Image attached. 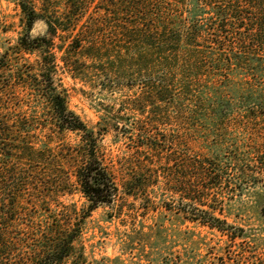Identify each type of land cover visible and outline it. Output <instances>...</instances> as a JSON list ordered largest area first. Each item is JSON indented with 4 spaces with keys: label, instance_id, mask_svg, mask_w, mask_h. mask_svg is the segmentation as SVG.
I'll return each mask as SVG.
<instances>
[{
    "label": "trees",
    "instance_id": "trees-1",
    "mask_svg": "<svg viewBox=\"0 0 264 264\" xmlns=\"http://www.w3.org/2000/svg\"><path fill=\"white\" fill-rule=\"evenodd\" d=\"M109 3L119 17V40L92 55L109 61L115 76L128 82V110L141 124L134 149L117 163L106 162L100 143L111 129L119 134L118 126L111 128L114 117L103 115L90 127L50 79L51 110L0 109V264H87L86 221L101 206L114 208L116 218L143 220L162 210L172 224L200 226L224 242L218 253L182 260L160 253L149 264H264V206L232 207L238 194L225 196L228 166L218 159L230 129L252 135L264 119V84H256L264 83V0ZM39 19L27 14L19 42L25 51L42 41L31 33ZM8 56L0 55V73ZM237 75L245 77L243 90L226 96ZM185 126L219 144L203 157L178 158L165 147L166 128ZM69 134L76 140L67 141ZM236 153L229 164L237 166L238 178L253 179L254 170L243 167ZM251 153L249 158L257 155ZM75 194L84 199L80 207L64 200ZM249 213L258 217L255 227L246 220ZM161 236L159 228L154 241Z\"/></svg>",
    "mask_w": 264,
    "mask_h": 264
},
{
    "label": "rangeland",
    "instance_id": "rangeland-1",
    "mask_svg": "<svg viewBox=\"0 0 264 264\" xmlns=\"http://www.w3.org/2000/svg\"><path fill=\"white\" fill-rule=\"evenodd\" d=\"M111 1L0 0V55L6 52L9 55L6 61L8 67L0 73V97L4 100L0 109L27 112L51 110L52 106L46 99L49 93L46 85L50 79L56 92L68 97V108L90 127L97 126L103 115L114 117L110 121L111 128L118 126L119 134L111 129L102 138L100 146L106 155V162L117 163L134 149V138L141 124L139 118L128 110L131 93L127 80L120 81L115 76L116 71L111 69L109 61L92 55V51L98 49L104 54L119 40L114 28L119 17L113 16V9L109 7ZM76 2L78 9L73 7ZM30 12L39 20H44L47 29L36 34L42 38L40 47L25 51L19 42L26 33L25 19ZM244 79L242 75H237L226 96L229 94L235 98L243 90ZM256 82L264 84L258 79ZM2 83L7 87H3ZM253 129L252 135L230 129L227 132L230 137L225 138L220 149L218 159L226 162L225 168L228 166L226 177L231 186L225 196L234 198L232 196L238 194L235 198L239 203L233 202L232 206L235 209L251 210L255 206H264V119ZM166 131V149L181 159L203 157L210 154L212 146L219 144L212 135L206 139L203 132L191 129V126L168 127ZM66 140L73 142L76 138L69 134ZM237 148L241 149L240 153L234 152ZM251 152H257V155L249 158L248 153ZM233 153L237 154V160L243 161V167L254 170L253 179L238 178L237 166L229 164ZM158 168L163 170L164 167L159 165ZM156 192L160 199H168V195H161L160 190ZM256 196L262 198L260 203H256ZM64 200L75 202L79 207L84 203L80 194ZM155 201L158 203L159 199ZM115 215L114 208L101 206L87 219L84 235L87 264H149L160 253L182 260L194 254L204 256L209 251L218 253L224 244L216 233L208 229L191 223L183 226L172 224L169 215L162 210L157 216L150 213L145 220L138 216L135 219L126 215L116 218ZM245 216L252 227L257 225L256 214ZM159 228L162 236L155 243V231Z\"/></svg>",
    "mask_w": 264,
    "mask_h": 264
},
{
    "label": "water",
    "instance_id": "water-1",
    "mask_svg": "<svg viewBox=\"0 0 264 264\" xmlns=\"http://www.w3.org/2000/svg\"><path fill=\"white\" fill-rule=\"evenodd\" d=\"M47 29V24L45 23L44 20H37L34 24V27L31 31L33 36H36L38 32H44Z\"/></svg>",
    "mask_w": 264,
    "mask_h": 264
}]
</instances>
